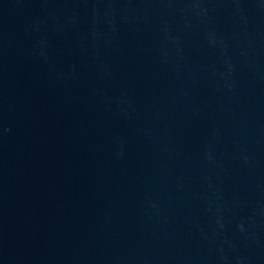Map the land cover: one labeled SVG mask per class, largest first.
<instances>
[{"label":"water","instance_id":"95a60500","mask_svg":"<svg viewBox=\"0 0 264 264\" xmlns=\"http://www.w3.org/2000/svg\"><path fill=\"white\" fill-rule=\"evenodd\" d=\"M0 264H264V0H0Z\"/></svg>","mask_w":264,"mask_h":264}]
</instances>
